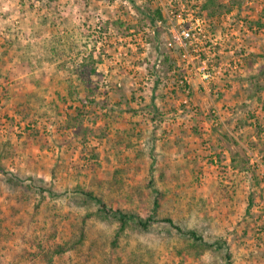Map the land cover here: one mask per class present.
Segmentation results:
<instances>
[{
	"label": "rangeland",
	"instance_id": "374dc122",
	"mask_svg": "<svg viewBox=\"0 0 264 264\" xmlns=\"http://www.w3.org/2000/svg\"><path fill=\"white\" fill-rule=\"evenodd\" d=\"M182 1L208 3L214 55L167 47L155 10L176 0H0V264H224L161 220L113 242L117 223L74 193L100 184L146 216L149 181L159 219L264 264V0ZM187 63L214 77L191 75L184 102Z\"/></svg>",
	"mask_w": 264,
	"mask_h": 264
},
{
	"label": "built area",
	"instance_id": "2783aa9c",
	"mask_svg": "<svg viewBox=\"0 0 264 264\" xmlns=\"http://www.w3.org/2000/svg\"><path fill=\"white\" fill-rule=\"evenodd\" d=\"M176 2L177 7H158L161 11V17L155 21L158 26L164 22L167 24L170 33V39L166 43L167 47L175 45L180 55L186 58L201 54L214 55L215 52L210 51L208 42H212V45H221L219 41L221 37L211 31L215 25L213 18H208L201 7H185L182 0H176ZM233 22V18L230 19L229 17L221 21V25L226 30L222 36L226 40L236 35ZM239 25L242 26L241 21H239ZM191 75L199 77L200 86L204 89L207 87V81L214 77L212 72L204 69V67L195 66L194 64L188 67L187 63L184 74L178 80V84L185 94L184 102L187 101L186 96L190 91Z\"/></svg>",
	"mask_w": 264,
	"mask_h": 264
},
{
	"label": "trees",
	"instance_id": "16d2710c",
	"mask_svg": "<svg viewBox=\"0 0 264 264\" xmlns=\"http://www.w3.org/2000/svg\"><path fill=\"white\" fill-rule=\"evenodd\" d=\"M209 1L210 0H208L207 2ZM207 4L208 3L205 2L203 4V7H201L203 11L208 9ZM155 15L157 17H161V11L159 8L155 10ZM69 96H71V93H69ZM0 170H2L1 166ZM117 174L118 171H114V174L112 175V178L110 179V181H108V183L112 188L121 191L124 183H121ZM96 186L98 189H94L88 186L76 185V187L74 188V193L76 194L75 198L81 200V203L94 204L96 206V213L99 217L117 223L115 238H113V242L116 241L118 239V236L124 232L125 228H127V226L131 224L135 227L141 228L142 230H146L153 222L161 220L162 222L172 225L180 234L188 236L192 241L191 247L195 248V252L197 251L198 253H202L205 250L216 251L224 259V264H232L231 253L229 251V247L226 241H209L205 239L203 235L197 233L195 230H183L178 225H175L170 217H162L161 219L158 218V209L160 207L158 196L159 191L153 187L152 181L146 183V186L150 187L151 189H154L155 192L151 210L146 216H141L140 214L135 212H124L120 208H113L111 206H108L107 201L104 198V193L99 189L100 184ZM83 224L84 223L82 222V228ZM55 252H62V249H59V251Z\"/></svg>",
	"mask_w": 264,
	"mask_h": 264
}]
</instances>
